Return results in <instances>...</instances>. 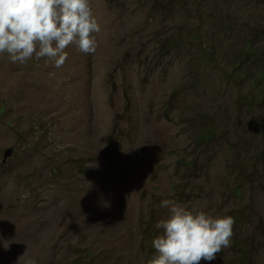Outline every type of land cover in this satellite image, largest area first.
<instances>
[{"label": "rangeland", "instance_id": "1", "mask_svg": "<svg viewBox=\"0 0 264 264\" xmlns=\"http://www.w3.org/2000/svg\"><path fill=\"white\" fill-rule=\"evenodd\" d=\"M180 1L91 0L97 50L59 68L0 54V264H147L163 200L235 219L200 264H264V87L229 67L264 0ZM179 34L213 51L170 52Z\"/></svg>", "mask_w": 264, "mask_h": 264}, {"label": "clouds", "instance_id": "2", "mask_svg": "<svg viewBox=\"0 0 264 264\" xmlns=\"http://www.w3.org/2000/svg\"><path fill=\"white\" fill-rule=\"evenodd\" d=\"M100 31L91 0H0V54L7 53L13 63L43 58L62 67L71 45L94 54ZM161 207L169 216L156 224L163 231L151 241L155 255L147 264H200L231 246L232 216L213 217L170 200Z\"/></svg>", "mask_w": 264, "mask_h": 264}, {"label": "trees", "instance_id": "3", "mask_svg": "<svg viewBox=\"0 0 264 264\" xmlns=\"http://www.w3.org/2000/svg\"><path fill=\"white\" fill-rule=\"evenodd\" d=\"M180 2H181V10L188 13L190 8L188 7L185 0H181ZM203 11H204V5H202V9H200L199 7H196V12L198 13V15H202ZM240 20L241 19L235 18L233 25H238V21H240ZM247 23H249V22L244 23L245 26H247L246 25ZM222 24H220V25H222ZM233 27L234 26H231L227 31L234 33L235 30ZM172 37H173V39L171 38V40L169 41V44H168L170 47L169 48L170 52L172 49L175 51H182V50H184V48L187 45H190V44H195L200 50L203 51V53L205 55H208L207 51H213L212 47H209L208 43L203 41L199 37L198 34H192V35H190V38L182 36L181 34L172 35ZM234 37L239 39L241 37V35L237 34ZM263 37H264V26H262L260 29H256L251 34V40L250 41L246 40V42L243 44L242 49L239 50L237 56L234 59H232V61L229 64V67H231L232 69H236L237 71H241V72L247 66L249 68L250 67L249 65L257 66V68L259 69V75H257V79L255 81H256V84H258V85L260 84V88L264 87V48H261L257 44V41ZM232 40H233V42L231 43V45H233L235 43L234 38ZM243 74H244V72H242L241 75H239V74L238 75H232V76H234L233 80L241 81V80H244L245 77L250 76V75H243ZM228 77H231V75H228ZM260 98L261 99L264 98V93L260 94ZM252 115H253L252 117L255 120V122H256V120H258V121H261L262 124H264V118H262L260 115H254L253 111H252ZM247 125H250V124H247ZM263 133H264V129H263ZM148 238H150L152 241L155 237H153L151 234H147L145 237H143V246L146 249V251H148V253L150 255H153L155 250L152 248L151 242L149 241ZM148 258H149V256H148Z\"/></svg>", "mask_w": 264, "mask_h": 264}, {"label": "water", "instance_id": "4", "mask_svg": "<svg viewBox=\"0 0 264 264\" xmlns=\"http://www.w3.org/2000/svg\"><path fill=\"white\" fill-rule=\"evenodd\" d=\"M10 153H11V150L7 151V152L4 154L3 159H2V163L5 162L6 158L10 155Z\"/></svg>", "mask_w": 264, "mask_h": 264}]
</instances>
